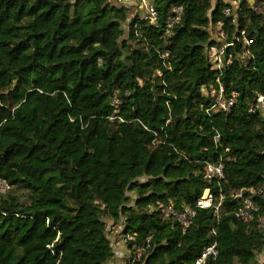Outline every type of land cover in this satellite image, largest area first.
Returning a JSON list of instances; mask_svg holds the SVG:
<instances>
[{"label":"trees","instance_id":"1","mask_svg":"<svg viewBox=\"0 0 264 264\" xmlns=\"http://www.w3.org/2000/svg\"><path fill=\"white\" fill-rule=\"evenodd\" d=\"M153 5L155 25L110 0H0V264H109L107 221L144 247L133 264H191L214 242L208 264L264 251V195L251 221L232 198L264 183V117L249 113L264 95V0ZM219 85L229 112L211 109ZM218 163L223 179L206 180ZM168 206L195 213L185 232Z\"/></svg>","mask_w":264,"mask_h":264},{"label":"built area","instance_id":"2","mask_svg":"<svg viewBox=\"0 0 264 264\" xmlns=\"http://www.w3.org/2000/svg\"><path fill=\"white\" fill-rule=\"evenodd\" d=\"M113 5L119 8H127L129 11L132 9H136L137 14L148 19L151 24L157 23L158 14L154 8V1L155 0H110ZM257 11V8H254ZM181 7H175L173 9L174 16H171L168 19V28L178 22L180 19L181 14ZM225 14H229V11H225ZM218 27L217 29V40L221 42V44L211 49L210 51V59L212 64L214 65L215 69H222L229 66L231 63V56L228 57L226 62H224L223 55L225 53V49L229 46L227 44L226 35L222 29V24H216ZM169 34V32L167 33ZM247 45L250 44L249 41H245ZM211 89V96H215V93ZM235 99L234 96L230 100H226L223 97V88L219 85L218 93L214 97V101L212 104V110H222L224 112H229L230 108L233 106ZM249 113L256 114L259 113L264 117V95H258L253 103L249 108ZM216 142H218V137H216ZM204 178L206 180H211L216 178L217 180L223 179V165L221 163L218 164H206L204 169ZM10 185L3 179L0 178V199L2 196L6 195L10 191ZM264 195V183L257 186V187H249L245 189L238 190L234 194H232L233 199L240 200V206L235 210L234 215L235 218L243 220V221H251L254 219L256 213H258L259 208L257 204L254 202V198L257 196ZM222 199V197H221ZM212 195L210 192L206 191L203 196L197 201L196 206L199 209H209L212 207ZM219 205L215 207L216 213L218 212ZM195 213L190 208H184L182 211H175L171 206H168L164 210V219L165 220H173L175 221L185 232L191 225L192 220L194 218ZM214 234V232H213ZM134 240V236H129L125 238V240ZM128 241H125L127 243ZM133 248H137L139 250V258H133L131 261L135 262L138 261L141 255L144 252V247L142 246H133ZM217 243L214 242L213 244L209 245L208 247L204 248L200 256L194 260L191 264H208L210 258H215L217 256Z\"/></svg>","mask_w":264,"mask_h":264},{"label":"rangeland","instance_id":"3","mask_svg":"<svg viewBox=\"0 0 264 264\" xmlns=\"http://www.w3.org/2000/svg\"><path fill=\"white\" fill-rule=\"evenodd\" d=\"M228 2L229 0H224ZM253 2V0H249ZM259 11H264V7L259 5ZM136 9H132L129 14L130 18L133 17L136 13ZM213 37L217 38V29L212 32ZM131 198V204L135 199V195L133 193L129 194ZM122 222L119 221L117 224L113 225L109 221H107V236L111 242V246L113 249L114 257L109 262V264H133L131 261L133 258H139V250L137 248H129L128 244L125 243V237L122 235ZM264 262V251L256 257L255 264H262Z\"/></svg>","mask_w":264,"mask_h":264}]
</instances>
